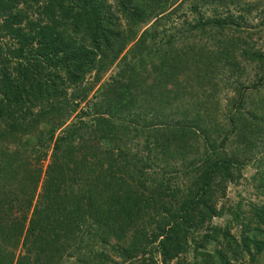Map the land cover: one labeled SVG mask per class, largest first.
<instances>
[{"label":"trees","instance_id":"trees-1","mask_svg":"<svg viewBox=\"0 0 264 264\" xmlns=\"http://www.w3.org/2000/svg\"><path fill=\"white\" fill-rule=\"evenodd\" d=\"M181 1L0 0V264H169L187 250L195 258L176 264L259 260L264 252V206L252 207L245 218L232 211L231 220L240 225L236 237L229 232L230 222L210 224L223 211L215 203L236 163L218 149L228 133L216 144L209 136L215 126L202 117L210 114L197 109L206 101H177L183 87L171 91L168 81L176 68L189 70L188 61L196 59L203 64L223 60V65L240 71L239 54L260 63L249 84L258 89L264 82V54L246 51L238 36H226L220 50L210 55L201 50L196 56L187 53L172 58L166 70L157 65V71L152 67L142 74L138 67L159 53L161 37L171 43L160 21L169 19ZM235 1L191 0V12H198L197 4L210 2L213 16L202 20L200 14L184 22L185 35L195 29L200 34L212 29L222 33L232 25L238 30L235 19L242 16L229 8ZM250 9L247 4L240 7ZM143 24L135 37L136 27ZM128 43L126 57L121 52ZM112 65L115 71L93 93L88 110L66 121ZM90 72L92 82L85 80ZM149 74L152 80L146 83ZM161 86L164 91L154 94ZM241 92L237 107L243 102ZM136 103L139 109L133 115ZM147 112H152L150 119ZM132 115V126L119 122ZM235 115L240 130L232 142L250 141L246 133L254 131L257 119ZM45 121H52L47 129L42 127ZM60 124L64 127L53 137ZM138 137L143 146L131 151L126 143ZM200 137L211 151H203L200 163L193 164L192 158L188 165L182 162L179 172L171 167L182 177L189 175L184 187L171 184L177 176L167 175L170 161L186 159ZM48 150L41 178L40 166L31 168V159H43ZM154 159L163 163L156 170ZM18 243L23 253L12 262ZM209 243H215L212 251L206 250Z\"/></svg>","mask_w":264,"mask_h":264},{"label":"rangeland","instance_id":"rangeland-1","mask_svg":"<svg viewBox=\"0 0 264 264\" xmlns=\"http://www.w3.org/2000/svg\"><path fill=\"white\" fill-rule=\"evenodd\" d=\"M173 4H177V1ZM190 4L191 0H182L176 6L177 10L169 15V19H161V26L165 27L167 36L171 35V43L166 44V36L161 37L157 44L161 46L159 53L157 52L149 56L144 63L147 65L138 67L142 74H145L148 68L152 71V67H154L156 70L157 65H159L160 71L166 70V64L171 63L172 58L177 60L179 57H184V54L187 53L196 56L194 53L196 54L201 50L202 53L208 52L210 55L213 52L220 50L218 49L220 47L219 45H221L220 42L224 40L226 36H238L239 44L243 46L246 51L252 52L255 50L264 54V0H237L235 3L229 4L232 14L236 16H238L237 14H240L242 16L241 19L238 17L235 19L240 23L238 30H235L234 25H232L231 28L224 29V32L222 33H216L212 29L209 33L200 34V32L195 29L188 33L190 35H185L186 25L184 22H193L200 14L202 15V20L213 16L210 2L197 4V13H193L188 9ZM243 4L250 5L251 9L245 12L240 10V7H242ZM122 26H124L123 22ZM142 27H144V24L136 27L135 37ZM159 36H161V34H159L158 37ZM242 39L244 40V43H241ZM131 43L125 45L121 55L128 57L129 53L127 49ZM150 43H152V41ZM161 54L164 55V58ZM161 59H165L166 61H162ZM203 59L205 58L202 57V60ZM236 60L239 61L238 67L240 71L235 68L230 69V67L228 68L225 66L226 64L223 65V60H221V63L219 62L218 64H211L212 62H210L211 60L209 59V64H203L197 61V59L196 61L189 60L188 64H190V69L181 71L176 68V72L168 81L170 84H173L168 86L171 91H175L176 86H178V90L183 87V96L178 97L177 101L187 103L188 100H190V102H193L194 104L195 101H206V103L202 104V108L197 105V109H199V112L207 111L210 114H202V117L203 121L208 123V126L209 124H212L211 127L215 126L216 131L211 132L209 136L214 138V142L216 144L225 132L228 133L227 140L224 145L218 147V149L225 152V155L236 158V163L235 168H230L231 176L225 179L223 183L224 191L222 194H219L215 203L216 209H220L222 206L223 211H221L220 215L212 217L210 224L221 227L227 222H230L229 232L234 234L235 237L240 230V225L236 223V221L231 220L232 211H239L240 216L245 218L250 215L252 207L259 209L264 206V82L260 84L258 89L257 87L255 89L251 88L249 84L254 81V73L255 70L258 69V66H260V63L255 64L257 61H252L239 54L236 57ZM162 63H164L163 66H161ZM202 66L207 69L205 72L201 69L198 70ZM114 71L115 65H112L108 71L101 75L97 82H94L85 101H80L78 103L75 109L69 113L66 121H74L77 118L79 111H83V109L88 110L87 106H90L88 103L95 101L93 93L100 90V86H102V84L109 79V76L112 75ZM239 72L240 74H238ZM194 74L199 77L202 76L207 82L199 81L200 79H197ZM92 76V72L86 74L85 80L92 82ZM152 76L153 74H149L145 82L150 83ZM243 90H245V92ZM162 91H164V86H161L159 89H153L154 94L162 93ZM239 92L243 95V102L240 107H237L235 100L238 98ZM138 109L139 108L136 103V105L132 108L133 111H130V113L135 115L134 113L137 112ZM164 112H166V108L164 109ZM235 112H240L243 118L254 116L257 119L258 125L257 127L256 125L254 126V131L250 134L246 133L248 135H246V137L250 139V141L245 138L241 141L232 142L231 138L233 133H235L236 130H240V122L234 120L233 118H236V115L234 116ZM151 113L152 112H147V116L150 117H147L146 119L151 118ZM133 115L128 117L125 116L124 120L119 119V122L127 126H132L134 124L132 121V119H134ZM81 117L85 119L87 118L83 115ZM210 117H213V119L210 120ZM51 122L52 121H45L42 127L47 129ZM153 126H155V124ZM63 127V124L55 126L53 137L59 134ZM26 136L22 139H25ZM34 141H36V139H33V142ZM143 143L142 137H138L131 138L126 144L127 148H130L132 151L136 149V145L138 148H141ZM196 143L197 149L190 153V155L187 154L186 159L183 157L180 159L175 158V161H170V166L167 168V175L174 178L177 176L178 178H176L175 181L173 180L171 184L175 182L179 187H184V184L189 176L182 177L180 174L172 171L171 167L177 168V172H179L181 169H184L181 165L182 162H184V165H188V163H186L188 162L187 160L192 158L196 159L193 164L200 163V160L198 159H200L199 157H201L203 151H211V147L207 143H203L201 137L197 139ZM49 157L48 150L47 155L43 159H39L38 161L33 160V158L31 159V163H33L31 168L38 165L40 166L41 178L43 176L44 167L49 162ZM153 161L156 163V165H153L155 167L153 169L155 170L163 165L161 160L154 159ZM190 166L191 165L187 167ZM41 178L36 188L35 195L39 190ZM35 195L33 196V200ZM239 199L240 204L237 202ZM13 204L17 205L18 203L13 201ZM22 208V210H24L25 206ZM30 208L27 209L28 214L30 213ZM15 214H18L17 210H15ZM214 246L215 243H209L206 246V250L212 251ZM13 252L14 259L12 262L15 261L16 255L23 253V248L20 246V243L17 244ZM194 258V252L192 250H187L185 253L180 254L177 260H171L169 264H176L179 261L180 263H183V261L191 262ZM196 259L199 260V257L196 256ZM250 264H264V252L257 262Z\"/></svg>","mask_w":264,"mask_h":264}]
</instances>
